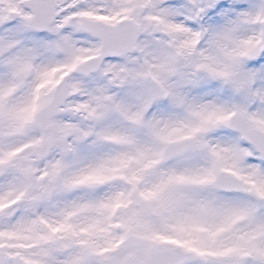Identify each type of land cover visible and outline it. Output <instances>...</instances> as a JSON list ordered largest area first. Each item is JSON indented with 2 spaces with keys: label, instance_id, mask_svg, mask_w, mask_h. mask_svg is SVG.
Masks as SVG:
<instances>
[{
  "label": "snow or ice",
  "instance_id": "obj_1",
  "mask_svg": "<svg viewBox=\"0 0 264 264\" xmlns=\"http://www.w3.org/2000/svg\"><path fill=\"white\" fill-rule=\"evenodd\" d=\"M0 264H264V0H0Z\"/></svg>",
  "mask_w": 264,
  "mask_h": 264
}]
</instances>
